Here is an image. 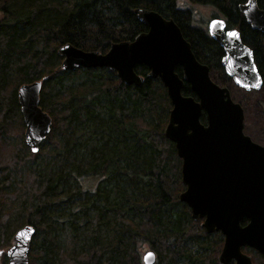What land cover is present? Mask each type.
<instances>
[{
    "label": "trees",
    "instance_id": "16d2710c",
    "mask_svg": "<svg viewBox=\"0 0 264 264\" xmlns=\"http://www.w3.org/2000/svg\"><path fill=\"white\" fill-rule=\"evenodd\" d=\"M246 1L0 0V264L26 225L34 230L28 264H143L147 250L154 264H217L222 235L208 239L202 220L178 202L181 160L163 134L171 103L161 82L148 79L144 66L135 67L139 87L105 68L62 71L57 51L69 44L104 54L146 32L135 10H151L175 23L211 79L231 93L224 53L198 12L208 8L210 18L238 31L264 87V35L243 19ZM255 2L264 11V0ZM34 82L41 83L38 106L51 119L36 154L24 143L17 99L19 87ZM182 95L194 97L189 85ZM200 121L206 123L204 115ZM36 156L43 166L33 169ZM62 224L70 253L59 243Z\"/></svg>",
    "mask_w": 264,
    "mask_h": 264
},
{
    "label": "water",
    "instance_id": "95a60500",
    "mask_svg": "<svg viewBox=\"0 0 264 264\" xmlns=\"http://www.w3.org/2000/svg\"><path fill=\"white\" fill-rule=\"evenodd\" d=\"M245 22L264 35V11L255 0L240 8ZM146 32L131 42H118L106 53L85 52L65 44L57 53L62 57V71L105 68L114 72L125 85L141 86L143 78L135 67L147 68L148 79H158L171 103L164 137L172 142L181 160L184 187L178 202L200 219L206 235L219 232L223 245L218 264H251L240 251L248 247L264 255V146L254 143L243 132L244 114L240 104L231 99L229 89L210 77L208 67L197 61L179 28L151 10H135ZM209 37L222 49V67L233 85L243 91H259L262 79L252 52L241 43L235 29L225 30L221 19L206 25ZM181 69V77L175 69ZM189 85L194 97L183 96ZM41 83L22 85L17 90L25 130L26 147L36 154L50 132L51 119L38 106ZM206 123L202 124L201 116ZM246 221L245 225L241 222ZM34 230L20 228L13 245L5 254L8 264H28ZM156 255L142 254L143 264H154Z\"/></svg>",
    "mask_w": 264,
    "mask_h": 264
},
{
    "label": "rangeland",
    "instance_id": "374dc122",
    "mask_svg": "<svg viewBox=\"0 0 264 264\" xmlns=\"http://www.w3.org/2000/svg\"><path fill=\"white\" fill-rule=\"evenodd\" d=\"M71 2V0H64ZM198 12L201 14L205 21L210 20V11L208 8H199ZM70 84H75V82H67L65 86ZM234 90L230 93L231 99L240 104L243 109L244 121H243V132L248 136L254 143L264 146V87L259 91H243L236 88L234 85ZM44 147V144L41 145ZM33 169H38L43 166V160L41 156H36L33 164L31 165ZM24 182L23 174L21 177L16 178L17 184H22ZM15 187L12 186L11 190ZM82 197H84L82 195ZM61 233H59V243L64 248L66 253H70L74 249V245L68 231V227L65 224L61 225ZM212 235H207L208 239L212 238ZM192 250V254L195 255V247L189 245ZM7 250V249H6ZM5 250V251H6ZM201 254V253H199ZM205 257H211L210 253H206ZM1 263V261H0ZM181 264H190L188 261H182Z\"/></svg>",
    "mask_w": 264,
    "mask_h": 264
},
{
    "label": "flooded vegetation",
    "instance_id": "af4514ba",
    "mask_svg": "<svg viewBox=\"0 0 264 264\" xmlns=\"http://www.w3.org/2000/svg\"><path fill=\"white\" fill-rule=\"evenodd\" d=\"M240 251H241V253L243 255H245V256H247V257L250 258L251 264H264V255L258 253L256 250L251 249V248H248V247H242L240 249ZM6 259H7V257H6ZM229 264H235V261L234 260H231Z\"/></svg>",
    "mask_w": 264,
    "mask_h": 264
},
{
    "label": "bare ground",
    "instance_id": "6f19581e",
    "mask_svg": "<svg viewBox=\"0 0 264 264\" xmlns=\"http://www.w3.org/2000/svg\"><path fill=\"white\" fill-rule=\"evenodd\" d=\"M79 186V185H78Z\"/></svg>",
    "mask_w": 264,
    "mask_h": 264
}]
</instances>
